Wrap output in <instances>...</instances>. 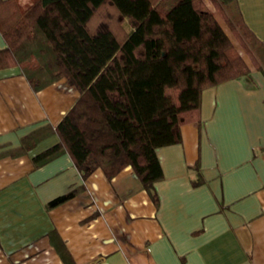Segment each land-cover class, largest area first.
Wrapping results in <instances>:
<instances>
[{
	"label": "crops",
	"instance_id": "obj_1",
	"mask_svg": "<svg viewBox=\"0 0 264 264\" xmlns=\"http://www.w3.org/2000/svg\"><path fill=\"white\" fill-rule=\"evenodd\" d=\"M237 1L264 41V0ZM79 95L65 77L35 91L20 66L0 68V154L58 124ZM181 134L157 150L164 172L154 183L157 203L131 165L112 179L100 167L84 179L66 152L35 166L57 134L25 154L1 155L0 264H264V73L204 89L200 119ZM54 229L74 261L53 245Z\"/></svg>",
	"mask_w": 264,
	"mask_h": 264
},
{
	"label": "trees",
	"instance_id": "obj_2",
	"mask_svg": "<svg viewBox=\"0 0 264 264\" xmlns=\"http://www.w3.org/2000/svg\"><path fill=\"white\" fill-rule=\"evenodd\" d=\"M0 31V68L20 66L35 91L65 77L80 93L58 124L34 129L0 156L57 134L35 166L66 152L84 179L98 167L112 179L131 165L156 203L154 183L164 177L157 150L181 142L182 125L200 119L203 90L264 73V41L237 0H0ZM49 236L74 261L59 232Z\"/></svg>",
	"mask_w": 264,
	"mask_h": 264
},
{
	"label": "rangeland",
	"instance_id": "obj_3",
	"mask_svg": "<svg viewBox=\"0 0 264 264\" xmlns=\"http://www.w3.org/2000/svg\"><path fill=\"white\" fill-rule=\"evenodd\" d=\"M126 26H127V24H126Z\"/></svg>",
	"mask_w": 264,
	"mask_h": 264
}]
</instances>
